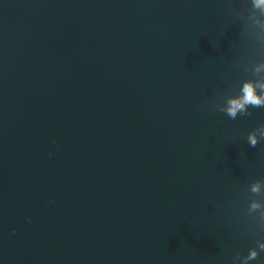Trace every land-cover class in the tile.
<instances>
[{
	"label": "water",
	"instance_id": "1",
	"mask_svg": "<svg viewBox=\"0 0 264 264\" xmlns=\"http://www.w3.org/2000/svg\"><path fill=\"white\" fill-rule=\"evenodd\" d=\"M247 82L255 0H0V264H264Z\"/></svg>",
	"mask_w": 264,
	"mask_h": 264
},
{
	"label": "clouds",
	"instance_id": "2",
	"mask_svg": "<svg viewBox=\"0 0 264 264\" xmlns=\"http://www.w3.org/2000/svg\"><path fill=\"white\" fill-rule=\"evenodd\" d=\"M258 7L264 6V0H255ZM264 87V86H262ZM243 95L241 97L232 99L229 101L230 106L227 109V114L235 118L237 112H243L247 105L254 107H259L264 105V95H258L256 91V86L251 82L245 83L243 87ZM251 144L255 146V137H250ZM255 190V189H254ZM255 257V253L252 254V258Z\"/></svg>",
	"mask_w": 264,
	"mask_h": 264
}]
</instances>
